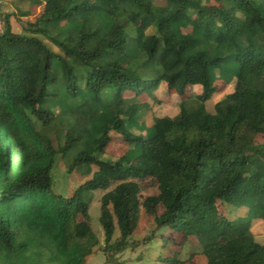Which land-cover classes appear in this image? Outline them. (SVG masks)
<instances>
[{
	"label": "trees",
	"instance_id": "1",
	"mask_svg": "<svg viewBox=\"0 0 264 264\" xmlns=\"http://www.w3.org/2000/svg\"><path fill=\"white\" fill-rule=\"evenodd\" d=\"M28 1L42 9L30 31L60 51L15 32L7 17L0 264H88L99 244L90 222L97 190L104 191L107 262L158 237L131 240L144 208L158 230L171 231L165 262L180 263L197 236L205 264H264V243L253 231L264 224V0ZM162 82L184 97L179 114L156 117L146 137L135 134L131 127L150 104L126 94L159 103L154 91ZM230 83L235 90L210 112L206 102ZM197 84L202 93L187 98ZM116 140L130 149L108 159ZM72 151L68 171L93 174L64 196L54 190L52 169L57 154ZM146 178L157 181L158 193L143 196ZM224 202L247 206L246 218H231Z\"/></svg>",
	"mask_w": 264,
	"mask_h": 264
},
{
	"label": "rangeland",
	"instance_id": "2",
	"mask_svg": "<svg viewBox=\"0 0 264 264\" xmlns=\"http://www.w3.org/2000/svg\"><path fill=\"white\" fill-rule=\"evenodd\" d=\"M215 2V0H212ZM41 8L34 9L32 4L28 0H0V32H3L6 27V19L10 18L12 28L15 32L26 35H35L42 39L53 51L59 52L60 49L45 35L43 34H33L30 31L31 23L35 22L40 15ZM155 28L149 30V32H154ZM196 86V85H193ZM201 91L203 90L202 85L196 86ZM192 88V87H191ZM233 87H227L223 90L219 87L211 99L206 102V107L210 112H215V98H222L227 92L232 91ZM192 93L198 94V90L191 89ZM157 91V92H161ZM163 92L166 93L164 90ZM155 93V91H154ZM157 94V93H156ZM161 94V93H160ZM224 95V96H223ZM128 98H135L137 101H143L148 96L135 97L133 92L126 94ZM153 97V96H152ZM168 96H162L159 99V103L152 100L153 106L150 108H143L137 120V123L131 127V130L138 135L147 136L151 131V124L154 119V115L157 114L160 108H163V102ZM197 95H191L190 98H196ZM154 98V97H153ZM184 98V97H182ZM181 98V99H182ZM221 98V99H222ZM220 99V100H221ZM219 100V101H220ZM179 102V101H178ZM179 105V103H177ZM176 105V106H178ZM59 108H56V113H59ZM55 137V136H54ZM64 140H62L63 142ZM264 141V139H263ZM55 146L59 145V141L54 139ZM130 149L127 143H123L121 140H116L113 144L108 147V154L105 156L108 159L117 160L121 155ZM140 151V150H139ZM75 156V151H72L68 156H63L62 154L56 155L55 165L52 169V176L54 180V190L58 194L68 196L77 187H79L84 181L92 177V174L86 175L83 170L75 171L70 173L68 171L69 164L73 161ZM142 194L143 196H148L151 194H156L159 191L158 183L154 178H146L141 181ZM104 191L97 190L91 193L92 201L90 205V222L92 228L99 238V244L95 247V253L87 257L88 264H205L206 257L203 253V247L197 236H192L188 243L184 246L182 253L180 255L181 262L168 263L161 260V256L165 254L163 248L164 236L171 234L170 229L164 227L157 229V225L152 218H150L143 208L141 211V219L138 230L132 236L131 240L134 242L145 240L146 237L150 236L154 231L158 232V237L153 240L150 245H143L139 248H128L123 253L117 255L115 261L107 262V256L104 253L105 241V231L101 223V197ZM223 211L229 215L231 218L237 219L246 218L248 211L247 206H237L232 203L224 202L222 204ZM254 234L257 241L264 243V224L262 221H257L254 224ZM120 236V232L117 231L115 238ZM226 239H222L224 242ZM106 262V263H105Z\"/></svg>",
	"mask_w": 264,
	"mask_h": 264
},
{
	"label": "crops",
	"instance_id": "3",
	"mask_svg": "<svg viewBox=\"0 0 264 264\" xmlns=\"http://www.w3.org/2000/svg\"><path fill=\"white\" fill-rule=\"evenodd\" d=\"M199 85V84H197ZM196 85V86H197ZM196 86H189L187 88V98H190L191 95H199L202 93V91L200 89H198ZM192 87V88H191ZM227 87H233L234 89L230 92H227L226 94H229L231 92H233L235 90V84L234 83H230V84H227L225 85L224 87H222L223 90H226ZM191 89H195L196 91L198 90V94L196 93H192V90ZM162 90L161 92H157V91H160ZM166 91L163 92V91ZM157 93V94H156ZM161 93V94H160ZM155 96L158 98V99H162V96L165 94L168 96L166 98V100L163 102V108H160L157 112V114L154 115V119H153V122L151 124H149V126H152L154 121H155V118L156 117H164V116H171V117H174L176 115L179 114L180 112V105L182 103V101L184 100V98H182V96H180L176 91H170L169 88L167 87L166 83L162 82L159 87L155 90ZM148 96V95H147ZM224 96V95H223ZM154 97V96H153ZM151 97V96H148L147 98H145L142 102H147L150 104V107L153 106V102L152 100H154V98ZM182 98V99H181ZM222 98V96H220L219 98H215L214 100V103H217L220 99ZM137 101V100H136ZM179 101V102H178ZM137 102H141V101H137ZM179 103V105L177 104ZM178 105V106H176Z\"/></svg>",
	"mask_w": 264,
	"mask_h": 264
},
{
	"label": "built area",
	"instance_id": "4",
	"mask_svg": "<svg viewBox=\"0 0 264 264\" xmlns=\"http://www.w3.org/2000/svg\"><path fill=\"white\" fill-rule=\"evenodd\" d=\"M0 33H2V32H0Z\"/></svg>",
	"mask_w": 264,
	"mask_h": 264
}]
</instances>
